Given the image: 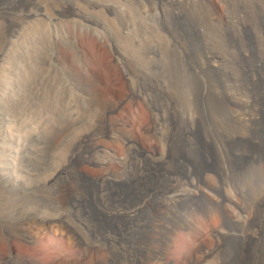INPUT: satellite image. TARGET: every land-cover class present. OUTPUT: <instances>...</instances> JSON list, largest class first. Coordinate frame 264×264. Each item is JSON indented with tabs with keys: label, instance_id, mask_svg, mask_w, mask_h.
<instances>
[{
	"label": "rangeland",
	"instance_id": "obj_1",
	"mask_svg": "<svg viewBox=\"0 0 264 264\" xmlns=\"http://www.w3.org/2000/svg\"><path fill=\"white\" fill-rule=\"evenodd\" d=\"M3 1L0 264H264V0Z\"/></svg>",
	"mask_w": 264,
	"mask_h": 264
},
{
	"label": "bare ground",
	"instance_id": "obj_2",
	"mask_svg": "<svg viewBox=\"0 0 264 264\" xmlns=\"http://www.w3.org/2000/svg\"><path fill=\"white\" fill-rule=\"evenodd\" d=\"M1 2L3 1V0H0ZM5 1V0H4ZM3 1V2H4ZM7 2H8V0H7ZM14 6V5H13ZM126 133V132H125ZM125 139L126 140H128L129 142H131V140L129 139V136L128 135H126V137H125ZM21 141V140H20ZM17 143V142H16ZM18 144V143H17ZM16 144V145H17ZM20 144V143H19ZM18 144V145H19ZM15 145V146H16ZM19 147L20 146H18L17 148L19 149ZM13 148H14V146H13ZM22 148V147H21ZM15 150H17V149H15ZM14 150V151H15ZM18 152H20V150H18ZM16 154V153H15ZM13 156H16V155H13ZM10 158V157H9ZM18 158V157H17ZM15 159V158H14ZM14 160L12 159V161H9L10 163L11 162H13ZM17 161V160H16ZM16 161H14L13 163H15ZM8 163V162H7ZM10 163H8V164H10ZM7 164V165H8ZM16 164V163H15ZM14 167V166H13ZM8 169V168H7ZM10 169H11V167H10ZM9 169V170H10ZM13 169H15V167L14 168H12V170ZM6 172H8V171H6ZM12 172V171H11ZM14 172V171H13ZM13 176H14V174H12ZM6 176H8V174L6 175ZM12 176V177H13ZM11 176H8V177H4L5 179V182L7 183H9V185H10V183H13V182H15L14 181V177L12 178ZM120 177V176H119ZM117 179V184L119 183H122V180H121V178H116ZM115 179V180H116ZM210 182H212L211 181V177H205V179H204V181L202 182L203 184L202 185H204V186H202V188H200V187H197V186H195V189H194V191H192V192H189L187 195H186V193L184 194V195H186V197H188L189 199H201L202 201H203V203H204V206L206 207V213L204 214V216H206L205 217V220L207 221V222H210V223H212V222H214V220H216V219H222V220H224L225 221V223H235L236 222V219L235 218H233V216L229 213V212H227V207H226V205H224L225 204V201L226 200H228L229 202H231L232 204H237L238 206H239V204L236 202V201H234V196L232 197V198H227L226 196H223L222 198H220V197H216V196H212L211 194H210V192L208 191V190H205L204 189V187L205 186H208L209 185V183ZM17 183V182H16ZM20 183V182H19ZM214 184V183H213ZM14 185V184H13ZM18 185V184H17ZM144 185V182H142L141 183V186H143ZM15 186V185H14ZM214 186H215V184H214ZM7 187V186H6ZM216 187H219L220 188V186H219V184H217L216 185ZM141 188V187H140ZM210 189H216V188H213V187H209ZM21 191V190H20ZM23 191V190H22ZM262 194L264 195V191L262 192ZM243 198H244V201H245V203H244V206L243 207H241V211H242V213H245V210H246V207H247V205L249 204V198H245L244 196H242ZM143 203H144V205H146V203L143 201ZM195 219H197V218H195ZM204 220V221H205ZM192 222L194 221V220H191ZM189 223H190V221H189ZM247 236H249V233H247L246 234ZM172 242H173V239H172ZM173 243H175V242H173Z\"/></svg>",
	"mask_w": 264,
	"mask_h": 264
}]
</instances>
